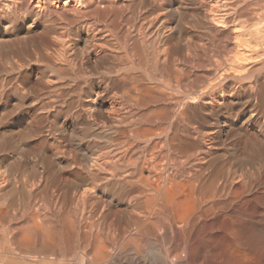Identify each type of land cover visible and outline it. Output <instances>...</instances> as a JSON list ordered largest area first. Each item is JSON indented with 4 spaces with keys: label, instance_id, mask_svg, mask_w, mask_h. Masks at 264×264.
<instances>
[{
    "label": "bare ground",
    "instance_id": "6f19581e",
    "mask_svg": "<svg viewBox=\"0 0 264 264\" xmlns=\"http://www.w3.org/2000/svg\"><path fill=\"white\" fill-rule=\"evenodd\" d=\"M60 1L61 0L21 1L29 4L28 9L30 6H34L32 8L35 11L36 17H44L47 15L54 16L58 14L63 15L66 10H72L74 15H82L83 18H86L85 21L67 18V25H69L71 29L77 28L76 31L82 33L77 41L72 42L60 34L61 37L54 39L65 49L62 51L64 60L61 58L62 55L58 54L59 52L57 53L56 51L55 53L50 51L53 48H50L46 40L32 39L25 46V48L28 49H25V51L29 52L31 50L34 55L32 61L44 67V70L42 71L40 69L42 72H39L41 80L54 85H58L62 81L71 83V86L70 84L67 86L68 90L58 87L57 89L55 88L53 90V96H51L53 98L52 101L49 99V101L40 99L38 91L30 84H26V91L35 100V102L32 103L34 107L33 110H36L39 101H41L40 103L43 109H47L53 104H60V110L57 111V115L59 116L62 114L66 117V120H74L71 127L74 129L73 132L76 130V126L79 125L83 127L86 134L90 132L98 134L100 131L104 132L102 131L104 128L114 127L111 131L117 137L112 140V142L116 148L125 149L120 155L121 161L128 158L127 156L130 155V148L132 150V147L135 145L138 146V148L140 145L144 146L146 152L149 148L151 151L150 156H146L145 154L143 162L140 163V160H136L133 162L134 167L130 171H124L125 173L122 175V173H119L117 167L121 161L119 162L111 157L113 152V150H111L112 147H110L109 150L106 146L107 148H105L108 151H103L101 149L102 151L99 150V153H89L85 150V147V149L82 148L83 146L78 143L79 146L77 145L75 148L79 147V151L83 153V158H80L83 159L82 165L87 172V176L76 173V175L74 174L75 179L73 178L74 180L70 184L76 188L75 190H78L79 184H81L83 180L90 184H87L84 189L75 192V194L79 196V199L85 200L92 196V194L100 193V190H103L101 189V185L98 184L99 181L106 180V176L109 174L112 177L114 176L112 181L110 177L108 178L109 180L106 181L110 184L108 188L112 192V195L117 196V199L114 196L116 200L111 197H109L108 200L110 204H116L118 202L125 205V208L122 206L124 210L121 209L122 212H118L120 217L128 220L133 217L135 218L137 233L132 234V232L127 229L123 232L124 239L130 238V241L136 239L135 235L136 237L150 236L162 230L161 234L163 235L160 238L162 243L179 241V243L181 242L180 244H183L182 246L189 245L193 240H197V238H199V233H202V231L205 232L204 235H206L204 239H206V237L214 238V240L216 237L232 238V241L240 242L244 240L246 243H253L254 236L256 235L255 233L257 232L255 229L259 228L257 226L260 225L262 229L264 228V135L262 134L263 138H261L257 136L255 132L254 134L251 131H247L246 129L248 126L246 128V125L256 123V127L261 131L264 130V121H261V119H264V0H260L262 2L260 4L257 3L259 5L258 9H255L256 7L250 8L248 5H245V0H200V2L197 1L196 3H194L195 0H186L187 3H185V5H187V9L192 3L195 5L197 3L202 4L194 14L191 12L192 10H189L191 8L188 10L192 14H189L190 12L186 10V7L183 6L181 1L179 5H177V0H66L62 2V7H60L61 5L56 6V3ZM69 3H74V5H70L68 8L67 6ZM253 6H255V4ZM3 7H5L6 10L13 11L18 8V5L17 3L14 5V3L9 0L6 1ZM185 10L188 13H186ZM196 14L200 21L204 23V28L210 29L211 31L216 30V32H220L228 39V42L226 41L228 43L226 50L227 48L229 49L230 55L227 54L221 63L217 61L219 65L218 71L215 70L216 73L214 71V81L209 83L210 81L207 78L209 81L207 82V84L209 83L208 85H199L198 88L194 90L195 87L192 85L193 80L191 81V72L192 70L194 71V69L190 71V64L194 62L196 52L199 48H196L198 43L189 35L188 28H190V26L187 25L188 23L186 20L188 17L193 18ZM32 15L33 14H31V16ZM200 21L194 22L200 23ZM46 23L48 24V22ZM31 24L32 23L29 25ZM193 26H195L194 23ZM48 27H44L45 29L41 30L42 32L40 33L42 36L45 37L51 34L52 27L50 28L51 30ZM6 33H9V31H6ZM172 35L175 38V40L173 38L174 42L170 41ZM9 36L7 37L9 38ZM206 39L208 40L209 38ZM13 40L14 39H12V41ZM15 40L17 42V39ZM15 40L13 41L14 43H16ZM200 40L201 39H199V41ZM253 43H255V45ZM17 44L16 48H18L19 45ZM8 45L9 43H7L6 46ZM260 49L263 50V55H258ZM179 50L181 51L178 58L176 55ZM198 51L201 50L199 49ZM59 58H61L62 62L65 61V63H63L66 67L63 68L64 65L62 67L56 65L58 61L55 63V59L57 60ZM247 60L259 62V65L263 66L262 70L259 68L263 74L253 78L250 74L251 70L247 68V62H245V64L242 62ZM193 64H195V62ZM180 65H183V68H181ZM20 66L24 67L28 66V64H21ZM208 66L210 67V65ZM255 67H257V64ZM49 70L56 73V81L49 75ZM249 74L252 77H248ZM230 76H232V79L229 81L228 78ZM246 80L248 82H246ZM41 84L39 83V85ZM240 91L245 93L246 100H242L243 102L241 101L242 103L239 104V106H241L239 111L235 110V114L226 111V115L220 114L219 111L213 113L212 115L215 116L216 114L217 118L211 124L207 132H204L206 130L202 129L201 126H194V122H200L201 119L197 114L198 112L203 116L202 113H207L209 107L213 104L218 106L219 104L227 103V105L231 106L234 104V101L230 100L231 102H227V100ZM51 97L49 98L51 99ZM209 98L212 100H209ZM21 104H23V101ZM13 105H15L13 106L15 108L16 104ZM163 105L166 107L170 105L169 108H171L167 118H161L163 113L161 110L160 112H151L141 116L138 115L139 117L137 119H135V117L134 121L130 118L129 120L132 122L128 123L127 118L122 114L125 108L130 106L135 107L139 112H145L152 107H162ZM249 108L250 115H248L245 120L239 121V125L238 123L236 125L233 124V126L235 125L237 127H229L228 123L231 122V118L236 117V120H240V118L245 115L246 109ZM5 110L8 111L9 109L6 107ZM16 110L18 111V109ZM38 110L39 109H37V111ZM233 110L234 109H232V111ZM47 111L43 114H46ZM13 113L16 114L15 111L12 112V114ZM10 114L9 112V116L12 115ZM2 116L3 115L0 117ZM38 116L39 115L35 112L33 119L39 121L37 120ZM47 116L48 115L45 117ZM204 118H207V116ZM26 125L29 126L28 124ZM59 125L61 126V124ZM120 125H123L124 128L121 130L116 129ZM31 126L32 124L30 127ZM55 126L56 125H54V127ZM39 130L37 132H39ZM15 131L13 130V134ZM58 131L60 130L58 129ZM78 131L79 133H75L77 139H79V137L81 138L80 135H77L80 134V130ZM26 132L24 133L25 135ZM37 132L36 134L38 135ZM66 132L68 133L67 130ZM13 134L10 136L12 137ZM4 135L5 134H3V136ZM22 135L23 134H21V136ZM25 135L21 138L24 143L22 146H29V142L25 140ZM90 136H92V134H90ZM29 137L31 138V136ZM16 138H19V136ZM223 138H225V141L231 140V138L241 141L240 144H234L230 149L226 147L227 157L218 155L215 151L219 149H216L214 145L217 141H222ZM23 139L25 141H23ZM34 139L36 140V138ZM193 139H197L196 141L199 139L205 145H203V149L201 148L202 150L196 153L191 152L195 146ZM72 140H74V138ZM2 141H4V138ZM12 142L10 141L9 143L8 141L9 144H12ZM94 143L92 142V146ZM7 146L9 145L7 144ZM7 146L5 145V147ZM16 146V149H18L20 145ZM5 147L4 149H6ZM19 150L20 149L16 152L14 151L15 154L11 156V160L13 161L9 163L11 166L10 169H7L8 164L5 163L7 159L0 154V264H29V261H34V264H49V260L52 257L49 258L48 256V247L54 242L53 238L62 237V235L60 234L61 230H55L54 233H52L53 230L48 218V180L50 168L48 169L47 151L44 150L40 155L36 154V152L32 154L28 152V154H26ZM33 150L35 149L32 148V151ZM10 151H12V149ZM54 156L52 157L53 161L56 159ZM140 156L143 157L144 155ZM223 157L225 159H223ZM116 158L119 157L117 156ZM6 165L7 168H5ZM76 166V161L70 159L67 168L74 169ZM64 168H66L65 165ZM24 170H30V172L33 173V177L29 179L26 178V180L20 182L17 180V177L18 174L22 173ZM101 174L106 178L101 177ZM34 177L38 178V185L32 182L35 181ZM63 179L64 178H62V180ZM68 180L70 179L68 178ZM12 181L20 182L21 185L19 189H21V191L19 189L16 191L24 193L25 208L22 217L25 222L21 227H13L10 224H8V227L2 226L3 223L12 222L16 217L14 213L11 214V210H7L4 207L6 205L9 207L15 205L14 195L16 188ZM18 184L19 183H16V185ZM32 185L36 186L35 188L38 187L36 189L37 192L31 188L33 187ZM108 188L106 189L108 190ZM99 200L103 202L101 198ZM102 204L104 205L105 202ZM129 209L131 210L130 212ZM103 210H105V208ZM112 210H114V208ZM113 227L114 226H112V228ZM90 229L94 228L90 227ZM182 229H185L184 235L182 234ZM258 230H260V228ZM97 232L96 234H98ZM262 235L264 237V233H262ZM99 236L100 235H98V237ZM97 239L100 241L99 238ZM198 241L201 242V240ZM205 241L207 243V240ZM200 242L198 244H200ZM103 245H105L104 242ZM97 249H99V247ZM159 249L160 248H157L155 245L149 248V250L147 249L148 251H144L148 252L154 260L165 262V258ZM171 251V253H174L173 250ZM192 252H190V255L193 254ZM106 253L105 255L108 256V252ZM97 254L98 253H95V255ZM196 254L194 253L193 255ZM93 255L94 252L92 253V256ZM171 255L172 254H169V256ZM174 256L175 254L172 255L171 258ZM196 256L200 257L198 254ZM193 257L191 256L192 259ZM171 258H169V260ZM249 258H251V256ZM90 259H92V257ZM241 259L242 258L239 260ZM98 261L99 260L96 259L97 263Z\"/></svg>",
    "mask_w": 264,
    "mask_h": 264
},
{
    "label": "rangeland",
    "instance_id": "374dc122",
    "mask_svg": "<svg viewBox=\"0 0 264 264\" xmlns=\"http://www.w3.org/2000/svg\"><path fill=\"white\" fill-rule=\"evenodd\" d=\"M6 1H9V0H0V3L2 4V5L0 4V49H1V51H0V53H1L0 54V95H2V96H0L1 97L0 98V107H1L0 108V114L3 115L2 117H0V121L2 122V123L0 122V127H1L0 128V134H1L0 135V154L2 156H4V158L7 159L5 161V163L8 164V168H7V165L5 166V168L10 169L11 166H10L9 163H11L13 161V160H11V156L14 155L15 152L18 151V149H20L19 150L20 152H23V153H26V154H28V152H29V154H32V153L36 152V154H40V155L43 153L44 150L47 151L48 166H49L48 169L50 168L49 169V180H48V185H49V195H48L49 196V203H48L49 205L48 206H49V210L50 211L48 210V218H49V223H50V225L52 227V230H53L52 233H54L55 230H61V233L60 234L62 235V237L53 238L54 239V242L51 245H49V247H48V256H49V258L52 257L49 260V264H85V263L86 264H133V263L134 264H165V263L166 264H168V263L169 264H228L229 262H230L229 264H264V237L262 235V233H264L263 232V229L264 228L262 229L260 227V225L257 226V227L260 228V230H258L259 228H256L255 229L257 232L255 233L256 235L254 236V242L253 243H246V241H244V240L243 241H240V242L239 241H232L233 240L232 238H217L216 237L215 240H214V238L212 239L210 237H206V239H204L206 235H204L205 232L202 231V233H199V238H197V240H193L189 245L182 246L183 244H180L181 242L179 243V241H171V242H167V243H162L161 242V239H160L161 236L163 235V234H161L162 233V230H160L158 233H153L150 236H147L146 235L144 237H138V236L136 237V235H135V238L136 239L130 241V238H128V239L125 238L124 239L123 232H124V230L127 229V230H130L132 232V234L137 233V231H136V225H135V218L133 217L132 219H129L128 220L126 218L120 217L119 216V213L122 212L121 209H123V207L125 205L123 203H118V202L116 204H114V203L113 204H110V202L108 200L109 197L114 198L115 195L114 196L112 195V192L108 188V187H110V184H108V181H106V180H109L108 178L110 177V180L112 181V179H113L114 176L112 177L109 174L108 176H106L107 177L106 178L105 176H103V174H101V177L106 178V180H104V181L102 180L103 182L102 181L101 182L100 181L98 182V184L101 185V189H103V190L102 191L100 190V193L98 192V193L92 194V196L86 198L85 200H81V198L79 199V196L77 194H75V192L81 191L82 189H84V187L87 186V184L89 185L90 183H88L87 181H84L83 180V182L81 184H79L80 186H79L78 190H75L76 188L74 186H72V184H70L75 179L76 173L82 174L83 176H87V172L84 170V166L82 165V163H83V161H82L83 160L82 159L83 158L82 154L83 153H81L79 151V149H78L79 147L78 148H75V147H77V145L79 146V144H80L81 146H83L82 148L85 147L86 149L85 148L84 149L87 150L89 153H99L98 152L99 150L100 151H102V150L103 151H108L107 149H109L110 147H112L111 150H113V152L111 151L112 152L111 157L115 158V160H118L119 162L121 161L120 160L121 159L120 158V155H121V153L125 149L116 148L115 145L113 144L112 140H114L117 137L111 131L112 128H114V127L104 128V130H102L104 132H101L100 131V132H98V134H96V133L94 134L92 132H90L89 134H86L84 132V130H83V127H81V125H79L80 127L79 126H76V130L73 132L74 129L71 128V127L73 125L74 120H72V119H70V120L67 119L66 120V117L64 115H62V114L59 115V116L57 115L58 114L57 111L60 110V107H59L60 104H58V103L57 104H53L52 106H50L49 107L50 109L49 108L43 109L42 108V105L40 103L41 101H39L38 102L39 103L38 107L36 108L35 111L33 110L34 107L32 106L33 105L32 103H34L35 100L26 91V88H25V85L26 84H30L31 86H33L38 91V93L40 94V99H43L45 101H49V100L52 101L53 98L51 96H53V90L55 88L57 89V87H58V88H63L65 90H68V87L67 86L69 84L71 86V83H69L67 81H62L58 85H54V84L46 83L45 81L41 80L40 79V73L44 70V67L41 64H38V63H35L34 61H32V59H34V55L32 54V52H31L30 49H29L30 50L29 51L30 53L27 52V51H25V49H27V48H25V46L32 39H35V40H40V39L41 40H46V43L49 44L50 48L51 49L53 48L52 50H50L51 52H55L56 53V51H57V53L59 52L58 54H61L62 55V53H63L62 51L65 50V49H63L62 46L59 45L56 42V40H54V39L55 38H58V37H61V36H64L65 38H67L70 41L74 42V41H77V39L79 38V36L82 34V33L76 31L77 28L76 29H71V27L69 25H67V18H75L78 21H85L86 18H83L82 15H74V12H72V10H66L65 13L63 12L64 13L63 15H59L58 14L59 17H58V15H54V16L47 15V16H44V17H39V16L36 17L35 11L32 8L34 6H32V7L30 6V8L28 9L29 4L26 3V2L23 3V2H21L22 0H17L18 2L16 0L15 1L10 0L12 3H14V5H15V3H17L18 8L15 9L16 11L15 10L9 11V10H6L5 7H3V5L5 6ZM64 1H66V0H61L59 3H56V6H60L61 5L60 7H62L63 6V3L62 2H64ZM180 1L183 4V6L186 7V10L188 12H190L192 10L191 12L193 14L202 5L200 3H197L198 5L197 4L195 5L194 3H196L197 1L200 2V0H195L194 3H192L191 5L188 6L189 8H191V9L188 8L190 10L189 11L187 9V5H185V3H187V1L186 0H177V2H176V3H178L177 5H179ZM259 1L260 0H257V1L256 0H248V2H247V0H245V2H246L245 5H248L250 8H252V7L255 8L256 7L255 9H258L259 5L257 3H259V4L262 3L261 1L260 2ZM254 4H255V6H253ZM70 5L71 6L74 5V3H69L67 7L69 8ZM194 6H195V8H194ZM187 11H186V13H188ZM191 12L189 14H192ZM23 13H24V15H23ZM67 13H69V14H67ZM20 14H22V15H20ZM31 14H33L34 16L33 15L31 16ZM35 18L38 20V22H37V20ZM190 19L191 20L193 19V20L191 21ZM34 20H36V21H34ZM194 21H198V22L200 21V19L197 16V14L193 18L188 17V19L186 20V22L188 23L187 25L190 26V28H188V32L190 33L189 35H190V37L194 41H196L198 43V45H196V48L197 49L199 48L201 50V51H198L199 50L198 49L197 50L198 53L196 52V56H195V60L196 61L194 60L195 64H193L194 62L190 64V68H191L190 71L192 69H194V71L192 70V72H191L192 73V75H191V81L193 80L192 81V85L195 87L194 90H196L199 85H208L209 83H211V81H214L215 80V75H214L216 73L215 70L218 71V65H219V63H221V61H223V59L226 57L227 54L230 55V51H229L228 48L226 50V46L228 45V43H227L228 42V39L225 38L223 34H221L220 32H216V30L211 31L210 29L204 28L205 27L204 26V23L201 22V21H200V23L194 22ZM46 22H48V24ZM30 23H32V24L29 25ZM189 23H190V25H189ZM193 23H194L195 26H193ZM195 23H197V24H195ZM11 24H13V25H11ZM198 24H200V25H198ZM254 24L255 25H258L257 23H254ZM9 25H11V26H9ZM3 26H4V28H3ZM44 27H48L49 29L52 27L51 28L52 30L50 29L51 30V34H49L50 36L47 35L48 37L47 36L44 37V36L41 35L40 32H42L41 30L45 29ZM28 28H30V29H28ZM192 28H194V29H192ZM14 29H16V30H14ZM31 29H33V30H31ZM6 31L7 32L9 31V33H6ZM17 32H19L20 34L17 33ZM14 35L16 36V38H15ZM220 35H222V36H220ZM7 36H9V38ZM17 36H18V38H17ZM46 37H47V39H46ZM173 38L174 37L172 35L170 37V41H173L174 42L175 38H174V40H173ZM206 38H209V39L207 40ZM12 39H14V40L17 39V42H18L19 45L17 44L16 40H15L16 43H14L13 42L14 40L12 41ZM20 39H23V40H20ZM199 39H201L202 41L201 40L199 41ZM5 43H6V45H7V43H9V45L6 46ZM12 44H13V46H12ZM16 44L18 45V48H16L17 47ZM253 44L255 45V43H253ZM66 51H67V49H66ZM180 51L181 50H179L178 51V54L176 55L178 58L180 56ZM199 54H200V56H199ZM260 54L263 55V50L262 49H260V53L258 55H260ZM212 57H213L214 60L212 59ZM61 58H62V60H64L63 55H62ZM61 58H59L57 60L55 59V63L58 61L56 63V65L59 66V67H62L64 65L63 66V68H64V67H66V65L64 64L65 61H63L64 62L63 63L61 61ZM260 58H262V57H260ZM208 61H210V62H208ZM217 61H219V63ZM242 62L244 64H245V62H247L246 65L250 66V67L247 66V68H248V70H251L250 74L253 76V78L257 77L258 75H262L263 74V72L261 71L263 66L259 65V62L257 63L255 61H252L253 62L252 63L251 60L242 61ZM25 63L28 64V66H24V67H21L20 66L21 64H25ZM256 64H257V67H255ZM208 65H210V67ZM40 66H41V68H40ZM180 67L183 68V65H180ZM259 68L261 70H259ZM40 69L42 71H40ZM214 71H215V73H214ZM48 72H49V75H51V78L55 80L56 79V76H57L56 73H54V71H50V70ZM250 74L248 75V77L251 76ZM212 76H214V77H212ZM211 77H212V79H211ZM207 78L209 79L210 82L208 81ZM231 79H232V76H230L228 78L229 81ZM15 81H16V83H15ZM57 81H58V79H57ZM207 82H209V83L207 84ZM246 82H248V81L246 80ZM2 83H4V84H2ZM10 83H11V85H10ZM39 83L40 84L42 83V84L39 85ZM2 85H4V86H2ZM12 89H14V90H12ZM8 91H10V92H8ZM11 91H12V93H11ZM25 92H26V95H25ZM241 92L242 91H240L239 93H237L233 97H231L232 99L229 98L227 100V102H231L230 100L234 101V104L231 105V106L230 105H227V103L226 104H219L218 106H216V105L213 104V105H211L209 107V110L207 111V113H202L203 116L197 111L198 112L197 114L201 118L200 119V122L201 123L195 121L194 122V126L195 127L197 125L198 126H201L202 129L206 130L204 132H207L208 129H210L211 124L217 118L216 117V114H215V116L212 115L213 113L219 111V113L220 114H223V115H226L227 112H229L231 114H235L234 113V112H236L235 110L239 111V109L241 108V106H239V104H241L243 101L246 100L245 93L242 92L243 93L242 94ZM8 94H9V96H8ZM18 94H20V95H18ZM49 97H51V99ZM26 99H27V101H26ZM209 100H212V99L209 98ZM22 101H23V104H21ZM8 104H10V105H8ZM13 104H16V107L15 108L13 107V106H15ZM24 104H25V106H24ZM6 107H7V109H9L8 111L5 110ZM22 107H24V108H22ZM169 107H170V105H168V107H166L165 105H163L162 107H160V106L152 107V108L148 109L145 112H139V110H136L135 107L130 106V107H126L125 110H124V112H122V114L127 118V122L128 123L134 121L135 119H137L141 115L148 114V113H151V112H158V111L160 112L161 110L163 111V113L161 112L162 113L161 118L162 117L163 118H167L168 117V113L171 110V108H169ZM212 107H213V109H212ZM20 108H21V110H20ZM16 109H18V111ZM37 109H39L40 111L39 110L37 111ZM55 109H56V111H55ZM232 109H234V110L232 111ZM14 111H15L16 114H14V113L12 114V112H14ZM45 111H47L46 114H43V113H45ZM9 112L12 114V115L10 114L11 116H9ZM35 112L37 113V115H39L38 116V119H37L39 121H36V120L33 119V117L35 115ZM49 112H51V113H49ZM4 114L5 115L7 114V115L5 116ZM18 114H20V115H18ZM13 115H16V116H13ZM46 115H48V116L45 117ZM248 115H250V108L249 109H246L245 115H243L240 118V120H236V117L231 118L230 119L231 122L228 123L229 124V127H231V126H232V128L237 127L235 125L237 123L239 125L240 124L239 121L245 120L248 117ZM29 116H30V118H29ZM52 116H53V118H52ZM206 116H207V118L208 117L209 118L208 119L207 118H204ZM56 117H58V118H56ZM130 118H131L132 121L129 120ZM46 120H48V121H46ZM203 120H205V121H203ZM210 120H212V121H210ZM261 121H264V119H261ZM205 122H206V124H205ZM5 123H8V124H5ZM33 123L34 124L36 123L35 124V128H34V124ZM58 123L61 124V126ZM26 124H28L29 126H27ZM31 124H32V126L30 127ZM48 124H50V125H48ZM233 124H235V125L233 126ZM54 125H56V126L54 127ZM247 126H248V128H247ZM256 126H257L256 123L255 124L254 123L248 124V125H246V128H247L246 130L247 131H251L253 133L255 132L257 136L263 138L264 130L261 131ZM37 128H39L40 130L37 129ZM122 128H124L123 125H120L116 129L121 130ZM33 129H34V131H33ZM58 129L60 131H58ZM13 130L14 131L16 130L14 132V134H13ZM38 130H39V132H37ZM66 130L68 131V133L66 132ZM78 130H80V134H77V135L78 136L79 135L81 136V138L79 137V139L76 138V134H75V133H79ZM69 131L70 132L72 131V132L70 133ZM16 132H17V136H19V138H16L17 137L16 136ZM25 132H26V135L28 134L27 136L24 134ZM30 132H32V133H30ZM36 132L38 133V135L36 134ZM56 132H57V134H56ZM64 132H65V134H64ZM2 133L5 134V135L3 136ZM69 133L72 134V135H70ZM12 134H13V136H12L13 138L10 136ZM21 134L25 135V140L27 142H29V146H26V145L22 146L24 143L21 140V138L23 137V135L21 136ZM90 134H92V136H90ZM14 135H15V139H14ZM29 136H31V138ZM5 137H7V138H5ZM26 137H27V139H26ZM57 137H59V138H57ZM72 137L74 138V140H72L73 139ZM3 138H4V141H2ZM34 138H36V140ZM87 138H90V139H87ZM6 139H8V140H6ZM11 139H13L15 141H13ZM19 139H20V141H19ZM91 139H92V142L93 143L95 142L93 144V146H92ZM224 139L225 138L222 139V141H224V142H222L221 140H219V141L216 142L217 145L215 144L214 146H216V149H219V150H215L218 155H222L224 157H227L226 156V150L232 148L234 144H240L241 141L239 139H233V138H231V140H227V141H225ZM25 140L23 139V141H25ZM47 140L49 141V143H48ZM76 140H78L79 142L76 141ZM196 140L197 139H193V141L195 143L194 148L191 150V152H193V153H196L199 150H202L203 147L205 146L204 143L201 142L199 139H198V141H196ZM8 141H9V143H10V141L11 142L13 141V142H12V144H9ZM37 141H38V143H37ZM6 142H7V144L9 146H7ZM70 142H72V143H70ZM103 143H105V144H103ZM15 144L18 145V146L20 145L18 147V149H16L17 146ZM224 144L225 145L227 144L228 146L227 145L225 146ZM5 145L8 148L10 146H13L14 145L13 147H10L9 148L10 150L12 149V151H10L7 147H5ZM31 145H33V146H31ZM34 146H36V147H34ZM95 146H97V147H95ZM4 147L6 149H4ZM57 147H59V148H57ZM69 147H71V148H69ZM226 147H227V149H226ZM23 148H25V149H23ZM28 148H31V149H28ZM32 148L35 149V150L32 151ZM1 149H2V151H1ZM23 150H25V151H23ZM145 150H146V148L144 146H142V145H140L139 148H138V146L135 145V146L132 147V150L130 148V150H129L130 155L127 156L128 158L122 160L119 163V166H117L118 169H119V173H122V175H124V173L127 170L130 171L134 167L133 166V162H135L136 160L137 161L140 160L139 162L141 163L145 159V154H146V156H150V153H151L150 148L147 149V152ZM71 151H72V154H71ZM17 153H19V152H17ZM52 155L53 156L55 155L54 158H56V159H54V161H53V158H52L53 156ZM140 155H144V156L142 157ZM117 156L119 158H116ZM64 157H65V159H64ZM80 157H82V158H80ZM133 157H135L136 159L133 158ZM224 157H223V159H225ZM70 159H74L76 161V163H77L76 168H74V169L67 168V165H68V162H69ZM65 162H67V163H65ZM5 163H4V165H5ZM50 163H52V164H50ZM57 163H58V165H57ZM64 165H65L66 168H64ZM54 166H55V168H54ZM129 167H130V169H129ZM57 172H59V173H57ZM99 173H101V172H99ZM60 176L62 178H64V179L62 180V178ZM31 177H33V173L30 172V170H24L22 173L18 174V177H17L18 179L17 180L20 181V182H22V180H26V178L29 179ZM34 178H35V181H32V182H34L35 184H37L38 183V178L37 177H34ZM68 178L71 181L68 180ZM20 182L12 181L13 185L16 188L15 191L20 188L19 187L21 185ZM16 183H19V184L16 185ZM17 186H18V188H17ZM35 187L36 186H33L31 188L34 191H36V189L38 187L37 188H35ZM106 188H108V190ZM19 190L21 191V189H19ZM20 191H16L15 192V195H14V197H15L14 198L15 205L14 206H12V207H9L7 205L4 206L5 209L11 210V214L14 213L15 216H16L15 219H13L12 222L9 223V222H7L8 221L7 220L6 221L7 223H3L2 226H4V227H8V224H10L13 227H21L22 225H24L25 220L22 217L23 210L25 208L24 207V196H23L24 193H22ZM103 192H104V194H103ZM0 195H1V193H0ZM52 195H54V196H52ZM93 195H95V196H93ZM103 197L105 198L106 201L104 200ZM100 198L102 199L101 201H103V202H100V200H99ZM115 198L117 199V196H115ZM98 200H99V202H98ZM104 202L106 204V205L104 204L105 206L102 204ZM71 206H72V208H71ZM102 206L105 208V210H103L104 208ZM110 208H111V211H110ZM113 208H114V210H112ZM119 208H120L121 211L119 210ZM101 210H102V212H101ZM130 211L131 210L129 209V212ZM99 213H100V215H99ZM114 215H116L117 217L114 216ZM113 222H114V224H113ZM112 226H114V227L112 228ZM90 227L94 228L95 230L94 229H90ZM98 227H99V229H98ZM2 230H1V232H2ZM97 230H98V232H97ZM95 231L98 234H96ZM260 231H261V233H260ZM184 233H185V229H182V234L184 235ZM98 235H100V236L98 237ZM261 235H262V237H261ZM96 237L99 238L100 241L102 240L101 241L102 244L100 243V241H98V239ZM207 238H209L210 240L207 239ZM122 240H123V242H122ZM198 240H201L202 243L200 241H198ZM205 240H207V243H206ZM103 242H104L105 245H103ZM199 242H200V244H198ZM96 245H98V246H96ZM155 245H156L157 248H160L159 250L163 254V257L165 258V262H161L160 260H154L151 257V255L148 252H146V251L149 250V248H151V247H153ZM98 247H99V249H97ZM144 250H146V251H144ZM171 250H173L174 253H171L172 252ZM105 251L108 252V256L105 255V253H106ZM93 252H94V255H95V253H98L95 256H97L99 258L95 257L94 255L92 256V253ZM190 252H192L193 254L194 253L195 254L197 253L198 255H200V257L199 256H196L197 254L196 255H193V254L190 255ZM109 254H110V256H109ZM169 254H172V255L175 254V256L171 258L172 255L169 256ZM186 254H188V255H186ZM248 254H250V255H248ZM105 256H106V258H105ZM191 256L192 257L193 256H196V257H193V259H192ZM250 256H251V258H249ZM89 257L90 258L92 257V259H90ZM134 257H135V259H134ZM243 257H245V258H243ZM247 257H248V259H247ZM69 258H71V259H69ZM104 258H105V261H104ZM166 258H167V260H166ZM169 258H171V259L169 260ZM240 258H242V259L239 260ZM96 259L99 260L98 263L96 262ZM172 260H174V261H172ZM73 261H75V262H73ZM239 261H240V263H239ZM29 262H30L29 264H34L35 263L34 261H29Z\"/></svg>",
    "mask_w": 264,
    "mask_h": 264
}]
</instances>
